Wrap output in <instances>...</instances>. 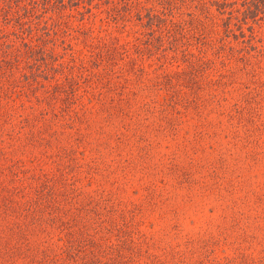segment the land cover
I'll return each instance as SVG.
<instances>
[{"label": "rangeland", "instance_id": "374dc122", "mask_svg": "<svg viewBox=\"0 0 264 264\" xmlns=\"http://www.w3.org/2000/svg\"><path fill=\"white\" fill-rule=\"evenodd\" d=\"M244 1L0 0V264L71 261L47 210L103 264H264V0Z\"/></svg>", "mask_w": 264, "mask_h": 264}, {"label": "trees", "instance_id": "16d2710c", "mask_svg": "<svg viewBox=\"0 0 264 264\" xmlns=\"http://www.w3.org/2000/svg\"><path fill=\"white\" fill-rule=\"evenodd\" d=\"M243 4H245V1L243 2ZM257 6H259V4H257V3L252 4L246 0V4L243 6L244 7L243 11L245 13H252L253 8L257 9L258 8ZM231 10H228L229 14L232 12ZM234 10H237V9L234 8ZM145 14L147 16V19L152 21L151 22L152 24H154V23L156 24V22H158L159 20H164L163 17L158 16L154 12H152V13L148 12ZM227 26H228V21L225 23L226 29H228ZM197 60H199V61L198 62L196 61L195 65H198V63L202 62V60H200V58H197ZM35 201L38 202L37 200H35ZM33 204H37V203L29 202L28 205H26L25 207H23V209L20 210V212L22 214H24V213L28 214V213L32 212L33 218L39 219L41 217V219L43 220L44 219L43 212L42 213L41 212H39V213L33 212V210L35 208H38L39 205H37L35 207V205H33ZM44 213L48 214L46 216V218L49 219V221H48L49 226H53L54 228H57V230L59 232L65 230L63 233L67 235V239H66L67 243L65 245L64 251H65V255L68 258L67 260H71L67 264H103L105 262V261L101 260V258H99V257L95 258V259H93V257L87 258L84 256V253L82 254V256H79L80 255L79 250L82 248V246L85 244V242L81 241V239L76 240V237L72 236L71 231L68 229L69 224H66V222L64 220L59 219V217H56V215L54 213H50V211H48V210L44 211ZM24 216H26V215H24ZM22 241L26 242L25 237L21 238L20 242H22ZM35 252H37V251H35ZM38 255H40V256H37V253L36 254L34 253V256L32 258L37 260L40 263H43V264H55V263H57L56 261H57L58 257H56L55 253L50 254L49 252H46L43 249H41L39 251Z\"/></svg>", "mask_w": 264, "mask_h": 264}]
</instances>
